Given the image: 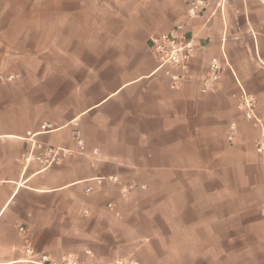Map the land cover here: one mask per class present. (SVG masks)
<instances>
[{
  "label": "crops",
  "instance_id": "1",
  "mask_svg": "<svg viewBox=\"0 0 264 264\" xmlns=\"http://www.w3.org/2000/svg\"><path fill=\"white\" fill-rule=\"evenodd\" d=\"M187 8L0 0V264H224L225 244L264 242V0ZM179 24L195 47L173 86L149 39ZM75 130L85 154L26 162L28 133L76 152Z\"/></svg>",
  "mask_w": 264,
  "mask_h": 264
},
{
  "label": "built area",
  "instance_id": "2",
  "mask_svg": "<svg viewBox=\"0 0 264 264\" xmlns=\"http://www.w3.org/2000/svg\"><path fill=\"white\" fill-rule=\"evenodd\" d=\"M208 0H188L187 17L189 19L198 18L202 10L206 7ZM194 41L192 38H187L184 25H176L169 32L153 36L149 39V50L158 62V68L165 70L170 77L172 85L176 86L182 82L187 71V66L194 51ZM170 69L180 70L182 74H171ZM220 72L218 71V62L216 59L211 61L209 73L204 77L203 83L207 88H211L218 81ZM15 80V76L5 73L0 69V86L11 83ZM240 107L244 111L247 119H253L259 123L254 115L253 99L245 94L242 95ZM234 126H231V131H234ZM28 141L31 142L30 148L26 154V162L34 161L44 166L45 168L59 164L62 160L73 155H83L86 152L84 142L79 131L73 132L77 151L73 152L58 147L43 146L33 142L31 138L34 135L27 134ZM229 139H232L229 136ZM256 150L260 154H264V138L256 143ZM95 153V152H93ZM111 181H116V178H109ZM25 252L30 256L31 264H81L74 257H64L60 261H50L48 257L41 256L34 258L33 252L26 249ZM114 264H138L135 261L116 260Z\"/></svg>",
  "mask_w": 264,
  "mask_h": 264
},
{
  "label": "rangeland",
  "instance_id": "3",
  "mask_svg": "<svg viewBox=\"0 0 264 264\" xmlns=\"http://www.w3.org/2000/svg\"><path fill=\"white\" fill-rule=\"evenodd\" d=\"M261 233L258 238L264 239V236ZM232 244H225L226 249L240 251L237 257H232L226 259L224 264H264V242L258 243H235L232 247Z\"/></svg>",
  "mask_w": 264,
  "mask_h": 264
}]
</instances>
